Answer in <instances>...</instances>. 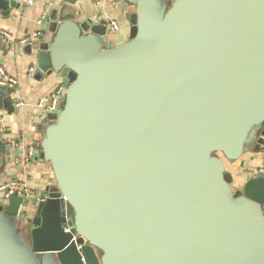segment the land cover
Masks as SVG:
<instances>
[{"label":"water","instance_id":"95a60500","mask_svg":"<svg viewBox=\"0 0 264 264\" xmlns=\"http://www.w3.org/2000/svg\"><path fill=\"white\" fill-rule=\"evenodd\" d=\"M124 1L125 42L60 7L29 45L65 86L33 156L54 183L23 230V198L0 205V264H264V177L237 190L226 168L264 149V0Z\"/></svg>","mask_w":264,"mask_h":264},{"label":"crops","instance_id":"0c3cea01","mask_svg":"<svg viewBox=\"0 0 264 264\" xmlns=\"http://www.w3.org/2000/svg\"><path fill=\"white\" fill-rule=\"evenodd\" d=\"M64 0H35L32 5L20 4L19 7L11 11L7 17H0V30L8 33L10 37L0 35L2 43L0 46V67H3L7 74L18 79L20 95L25 105L16 107L13 102V109L1 110L0 115L4 117V123L0 126V144L9 145L6 156L10 161L2 162L0 156V183L11 178L22 179L30 176V186L33 189V200L44 188L54 183L53 173L48 163L32 162L27 167L16 165L13 159L16 155L23 153L22 147H15L16 142L24 144L39 140L43 134V128L50 122L49 113L44 109L36 107V102L51 94L59 85L62 84L61 78L55 74L44 75L40 80L34 78V73L29 74V68L36 64L34 48L31 51L28 44H23L19 40L28 38L35 30H41L43 42L51 40L52 21L45 19L38 24L37 21L41 14L47 9L48 16L54 10L60 8ZM67 3V2H66ZM71 11H76L74 19L79 23L90 19L92 22L108 21L107 39L112 46L118 45L129 39L130 24L125 15L131 12V6L124 0H75L74 4L68 3ZM118 24V29L110 28V21ZM12 95V93H11ZM13 101L15 96H13ZM259 146V145H258ZM263 145L245 151L236 161H227V171L233 177L232 187H240L251 177H264V149ZM261 169V172H260Z\"/></svg>","mask_w":264,"mask_h":264},{"label":"built area","instance_id":"2783aa9c","mask_svg":"<svg viewBox=\"0 0 264 264\" xmlns=\"http://www.w3.org/2000/svg\"><path fill=\"white\" fill-rule=\"evenodd\" d=\"M20 4L32 5L35 3V0H14ZM96 3H99L100 0H94ZM48 10L46 9L42 14L41 17L38 19L37 23L41 24L42 21L47 19ZM110 28L112 30L118 29V24L115 21H110ZM0 35L5 37H10L8 33L0 30ZM23 44L32 45L33 43H39L43 41L42 31L35 30L33 31L28 38H22L19 40ZM36 69V64L29 68L28 73L33 74ZM19 81L18 79L11 77L7 74L3 67H0V86H4L6 88L12 89V95L15 96L14 105L16 107L24 106L25 103L21 98L20 90L18 88ZM65 94V86L63 84L59 85L51 94L47 97L41 98L36 102V107L44 109L45 112L49 113L50 115L57 114L60 110V104L62 102L63 96ZM4 123L3 115H0V126ZM39 140L24 144V142H16L14 145L15 147H22L23 153L21 155H16L13 159V162L16 165H20L23 167H27L29 164L33 162V156L35 151L37 150L35 144ZM261 172V169H260ZM30 176H26L22 179L19 178H11L6 181L0 183V205L4 206L7 204L8 199L11 196H20L23 198L30 197L33 195V189L31 188L30 184ZM37 199V196L36 198ZM38 202V201H37ZM20 213H23V205L20 206ZM63 228L66 232H70V228L67 224L63 225Z\"/></svg>","mask_w":264,"mask_h":264},{"label":"rangeland","instance_id":"374dc122","mask_svg":"<svg viewBox=\"0 0 264 264\" xmlns=\"http://www.w3.org/2000/svg\"><path fill=\"white\" fill-rule=\"evenodd\" d=\"M170 1H172V0H170ZM60 6L63 8V15H65V13H68V12L71 15L76 14V11H73L72 12L71 9H69V6L70 5L68 3L63 2ZM254 145L257 146L258 144L256 142H254ZM257 148H259V146H257ZM33 201L34 200H33V198H31V196L24 199V201H23V213H22L23 217L19 221V225H18L19 227H18V229L23 230L25 228V224H26L25 223L26 217L28 218L29 216L32 215V213H33V210H32V208H33L32 207V202ZM8 215L11 216L10 214H8Z\"/></svg>","mask_w":264,"mask_h":264}]
</instances>
